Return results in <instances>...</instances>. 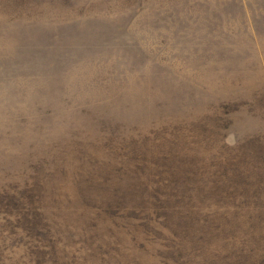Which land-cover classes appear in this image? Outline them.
I'll return each mask as SVG.
<instances>
[{"label":"rangeland","instance_id":"374dc122","mask_svg":"<svg viewBox=\"0 0 264 264\" xmlns=\"http://www.w3.org/2000/svg\"><path fill=\"white\" fill-rule=\"evenodd\" d=\"M0 264H264V0H0Z\"/></svg>","mask_w":264,"mask_h":264}]
</instances>
